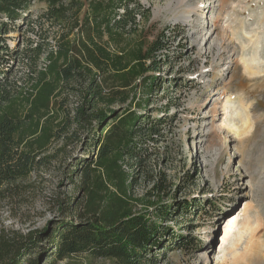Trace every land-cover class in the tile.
<instances>
[{
  "label": "trees",
  "instance_id": "1",
  "mask_svg": "<svg viewBox=\"0 0 264 264\" xmlns=\"http://www.w3.org/2000/svg\"><path fill=\"white\" fill-rule=\"evenodd\" d=\"M45 1V10L32 19V0H0V52L5 54H0V195L19 190V183L46 164L49 150L65 148L70 129H85L87 149L94 153L70 173H77L80 195L64 199L60 209L72 216L43 230L29 229L21 240L2 232L0 264H37L44 240L51 246L44 264L80 253L113 264H158L170 262L167 255L177 248L198 252L200 241L175 235L163 223L173 212L170 206L148 201L152 207L138 209L142 199L133 193L139 174L150 195L162 196L168 188L151 160L171 129L164 115L149 117L148 95L138 97L135 90L137 80L155 79L146 73L158 69L167 47L163 34L148 40L143 33L149 9L138 0ZM18 20L31 35L10 49L4 37ZM43 21L56 28L53 43ZM7 55L28 68L24 77L9 78ZM41 58L44 65L38 68ZM71 94L77 103L68 109ZM188 205L181 201L173 213L182 218Z\"/></svg>",
  "mask_w": 264,
  "mask_h": 264
},
{
  "label": "rangeland",
  "instance_id": "2",
  "mask_svg": "<svg viewBox=\"0 0 264 264\" xmlns=\"http://www.w3.org/2000/svg\"><path fill=\"white\" fill-rule=\"evenodd\" d=\"M138 1L150 11L149 21L142 24L146 38L163 34L167 47L158 69L146 73L155 79L137 80L135 90L138 97L148 95L149 117L164 115L171 130L151 160V167L166 178L167 194L150 195L142 174L133 193L142 199L138 209L151 201L174 212L187 201L192 206L182 218L172 212L163 223L175 235L201 242L198 252L177 248L167 255L170 262L158 264H264V0ZM31 3L35 19L46 1ZM42 27L53 43L51 30L56 28L44 21ZM28 35L26 24L18 20L5 43L15 49ZM4 60L9 78L28 73L13 55ZM43 65L41 58L38 68ZM76 103L71 94L64 107L72 109ZM70 131L65 148L49 150L46 164L19 183V190L0 195V234L21 240L29 229L43 230L72 216L60 209L64 199L80 195L77 173H70L94 151L87 149L85 129ZM231 218L235 223L225 235ZM40 244L45 252L37 264H44L51 246L46 240ZM57 264L113 263L80 253Z\"/></svg>",
  "mask_w": 264,
  "mask_h": 264
},
{
  "label": "bare ground",
  "instance_id": "3",
  "mask_svg": "<svg viewBox=\"0 0 264 264\" xmlns=\"http://www.w3.org/2000/svg\"><path fill=\"white\" fill-rule=\"evenodd\" d=\"M179 3V2H178ZM199 3L198 4H196V6H195V10H198L199 9ZM194 9V8H193ZM183 20H187V17H185V19H183ZM234 219L233 218H231L226 224H225V226H224V228H223V232H224V234L226 235V234H228V231H229V228H231L232 227V224H234L235 223V221H233ZM217 264H219V263H217Z\"/></svg>",
  "mask_w": 264,
  "mask_h": 264
}]
</instances>
